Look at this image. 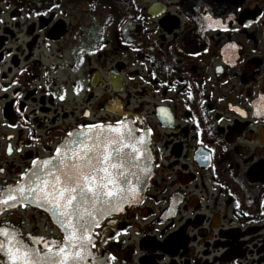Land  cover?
Segmentation results:
<instances>
[{
    "label": "flooded vegetation",
    "instance_id": "1",
    "mask_svg": "<svg viewBox=\"0 0 264 264\" xmlns=\"http://www.w3.org/2000/svg\"><path fill=\"white\" fill-rule=\"evenodd\" d=\"M262 96L264 0H0V190L76 126L147 139L145 192L92 264H264ZM2 222L62 235L30 203Z\"/></svg>",
    "mask_w": 264,
    "mask_h": 264
},
{
    "label": "snow or ice",
    "instance_id": "2",
    "mask_svg": "<svg viewBox=\"0 0 264 264\" xmlns=\"http://www.w3.org/2000/svg\"><path fill=\"white\" fill-rule=\"evenodd\" d=\"M59 98L64 99L63 95ZM140 131L125 120L76 126L66 133L52 155L33 159L31 167L20 174L14 186L0 190V209L26 202L45 207L62 234L54 238L25 235L16 226L2 222L0 264L98 261L100 257L90 251L97 247L94 229L110 215L123 211V205L139 199L137 185H141L142 175L145 179L148 175L151 155L144 136L137 134ZM16 151L21 149L17 147ZM3 172L0 168V173ZM111 223L108 221V225ZM109 259L116 258L109 255Z\"/></svg>",
    "mask_w": 264,
    "mask_h": 264
},
{
    "label": "water",
    "instance_id": "3",
    "mask_svg": "<svg viewBox=\"0 0 264 264\" xmlns=\"http://www.w3.org/2000/svg\"><path fill=\"white\" fill-rule=\"evenodd\" d=\"M143 136H144V135H143ZM144 138H145V136H144ZM145 140L147 141L146 138H145ZM147 147H148V142H147ZM147 163H148V175H147V178L145 179V178L143 177V175H142V178H141V185H142V186H141V185H137V187L140 189V198L137 199V200L132 201L131 203H126L125 205H123V211H118V212H116V213H114V214H112V215H110V216H114V215H116V214H118V213H120V212L128 211L133 205L137 204V203L140 201V199L142 198V196H143V194H144V192H145L146 186H147V184H148V179L150 178V175H151L152 163L150 162V160H149ZM26 203H30V204L36 206L35 203H31V202H26ZM41 208H43V209H45V210L48 211V209L45 208V207H41ZM50 215H51V214H50ZM110 216H109V217H110ZM52 219L54 220L53 217H52ZM54 222H55V224L59 227L58 223H57L55 220H54ZM94 230H95V229H94Z\"/></svg>",
    "mask_w": 264,
    "mask_h": 264
}]
</instances>
